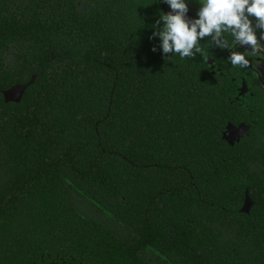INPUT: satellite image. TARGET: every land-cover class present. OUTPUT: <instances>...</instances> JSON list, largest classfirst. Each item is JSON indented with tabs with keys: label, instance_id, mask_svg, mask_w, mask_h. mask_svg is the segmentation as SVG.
I'll return each instance as SVG.
<instances>
[{
	"label": "trees",
	"instance_id": "16d2710c",
	"mask_svg": "<svg viewBox=\"0 0 264 264\" xmlns=\"http://www.w3.org/2000/svg\"><path fill=\"white\" fill-rule=\"evenodd\" d=\"M170 8L0 0V264H264V222L239 211L250 172L213 127L236 37L166 53Z\"/></svg>",
	"mask_w": 264,
	"mask_h": 264
},
{
	"label": "flooded vegetation",
	"instance_id": "af4514ba",
	"mask_svg": "<svg viewBox=\"0 0 264 264\" xmlns=\"http://www.w3.org/2000/svg\"><path fill=\"white\" fill-rule=\"evenodd\" d=\"M185 19L191 24L199 18L186 16ZM253 19H250L254 30ZM255 32V31H254ZM259 26V32H255L260 48L258 56L264 57V35ZM253 46L244 44L237 39L224 52L226 70L236 68L232 75L224 76L228 89L222 91L223 97L217 101L222 108L218 109L213 118L217 121L215 129L221 133V147L226 158L242 162L250 172V178L246 182L250 189H245L243 200L239 206L241 219L251 223L264 222V60L260 61L259 68H239L231 64L233 53L252 52ZM252 59L251 57H248ZM209 63L212 73L215 74L216 60ZM208 60V61H209ZM223 74V73H221ZM230 78V82L228 79ZM240 128V129H239ZM246 192L252 201L248 212H242L246 199ZM74 261L66 259L64 263L72 264ZM36 263V262H34ZM48 264H59V260L50 259Z\"/></svg>",
	"mask_w": 264,
	"mask_h": 264
},
{
	"label": "clouds",
	"instance_id": "9594fccd",
	"mask_svg": "<svg viewBox=\"0 0 264 264\" xmlns=\"http://www.w3.org/2000/svg\"><path fill=\"white\" fill-rule=\"evenodd\" d=\"M174 14L162 16L164 30L159 33L163 41L164 52L175 50L181 57L190 55L198 38L215 31L233 29V35L244 44L253 46L248 53H233L231 64L234 67L249 69L259 68L264 57L258 56L260 45L251 26L249 16L257 19L264 26V0H203V7L199 11V19L189 23L185 19L187 5L184 0H167ZM251 57L252 59H249Z\"/></svg>",
	"mask_w": 264,
	"mask_h": 264
},
{
	"label": "water",
	"instance_id": "95a60500",
	"mask_svg": "<svg viewBox=\"0 0 264 264\" xmlns=\"http://www.w3.org/2000/svg\"><path fill=\"white\" fill-rule=\"evenodd\" d=\"M212 63V60L208 61ZM36 81V75H33L31 79L27 83H18L15 84L7 89L2 91V95L4 98L5 103H19L25 93V91L32 86ZM240 129V128H239ZM252 204V201L246 192V199L243 208L241 209L242 212H248L249 208Z\"/></svg>",
	"mask_w": 264,
	"mask_h": 264
},
{
	"label": "rangeland",
	"instance_id": "374dc122",
	"mask_svg": "<svg viewBox=\"0 0 264 264\" xmlns=\"http://www.w3.org/2000/svg\"><path fill=\"white\" fill-rule=\"evenodd\" d=\"M164 4H167V0H163ZM187 5V12L185 13V17H191L195 14L199 18V11L203 7V0H184ZM172 14H174L173 9L170 8ZM253 16H249L248 19H252Z\"/></svg>",
	"mask_w": 264,
	"mask_h": 264
}]
</instances>
